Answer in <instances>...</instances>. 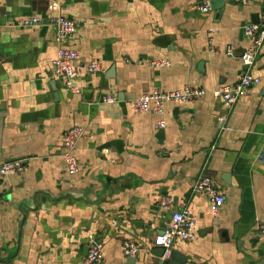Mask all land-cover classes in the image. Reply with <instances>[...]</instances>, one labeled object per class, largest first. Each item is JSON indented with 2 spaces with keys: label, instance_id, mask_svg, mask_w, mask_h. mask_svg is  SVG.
<instances>
[{
  "label": "crops",
  "instance_id": "obj_1",
  "mask_svg": "<svg viewBox=\"0 0 264 264\" xmlns=\"http://www.w3.org/2000/svg\"><path fill=\"white\" fill-rule=\"evenodd\" d=\"M56 14L78 23L64 45L81 54L80 93L53 75L55 30L18 25ZM263 14L264 0H0V164L27 159L24 173L0 174V264H81L97 242L101 264H169L159 238L183 208L197 226L195 240L174 244L182 264H264V47L252 67L262 84L232 108L212 94L247 70L243 24ZM161 58L171 64H151ZM92 61L103 70L89 74ZM186 85L208 93L169 103L165 128L132 106ZM77 125L86 135L71 174L63 136ZM202 174L225 194L217 216L192 192Z\"/></svg>",
  "mask_w": 264,
  "mask_h": 264
},
{
  "label": "built area",
  "instance_id": "obj_2",
  "mask_svg": "<svg viewBox=\"0 0 264 264\" xmlns=\"http://www.w3.org/2000/svg\"><path fill=\"white\" fill-rule=\"evenodd\" d=\"M227 1L231 4H239L246 0ZM201 10L203 12H209L211 10L210 4L204 3ZM18 25L22 27L48 26L55 30L57 41L60 46L53 60V75L63 80L68 89L75 93H80L82 88L77 85L76 82L82 73V68L78 65L81 54L78 50L64 45L66 40L72 38L76 34L78 23L65 15L56 14L48 16L47 18L40 16L27 17L21 20ZM244 29L249 41L248 48L245 50L242 57L247 66V70L242 73L236 83L222 84L212 90V94L220 98L229 108H232L241 98L246 97L250 89L262 84V79L254 74L252 67L264 47V14L258 24H245ZM212 41L213 39H211V43ZM226 51L230 55L234 54L232 46H228ZM151 64L157 67H166L171 64V61L161 58L152 60ZM102 70L103 65L100 61H92L87 65L89 74H95ZM207 93V89L192 85H186L170 91L158 88L136 97L132 101V106L139 113H150L159 116L161 120L158 123V127L165 128L166 122L164 116L169 103L192 105ZM117 101L118 99L116 96H110L104 99V102L107 104H114ZM85 135L86 128L81 125L74 126L64 133L62 156L66 162L67 170L71 174L79 172V161L75 155V151L79 142ZM26 169L27 159L25 158L13 159L0 164V174L3 177L13 174H22ZM192 192L193 194L205 195L211 202L213 214L216 216L226 201L225 194L221 187L203 174L196 179ZM162 206L171 209L170 199H164L162 201ZM196 226L197 218L188 208L173 211L170 225L159 238V244L164 249V261L171 258L174 244L177 240L185 242L195 240ZM257 229L261 235H264V222H258ZM138 251L139 249L134 242H130L126 245L125 253L127 256L135 257ZM103 254V243H94L81 264H101Z\"/></svg>",
  "mask_w": 264,
  "mask_h": 264
},
{
  "label": "water",
  "instance_id": "obj_3",
  "mask_svg": "<svg viewBox=\"0 0 264 264\" xmlns=\"http://www.w3.org/2000/svg\"><path fill=\"white\" fill-rule=\"evenodd\" d=\"M252 22L254 24H258L260 22V17L259 16H253V20ZM245 23L243 24V29L242 32L245 33V29H244ZM228 177V176H227ZM161 256L163 257L164 255V249L161 248ZM187 259L186 257H183L182 255H180L179 253L173 252L171 259L168 261L169 264H182V263H186Z\"/></svg>",
  "mask_w": 264,
  "mask_h": 264
}]
</instances>
